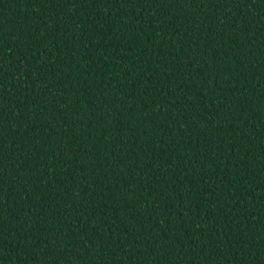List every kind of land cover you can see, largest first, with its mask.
<instances>
[{
	"label": "trees",
	"instance_id": "16d2710c",
	"mask_svg": "<svg viewBox=\"0 0 264 264\" xmlns=\"http://www.w3.org/2000/svg\"><path fill=\"white\" fill-rule=\"evenodd\" d=\"M0 264H264V0H0Z\"/></svg>",
	"mask_w": 264,
	"mask_h": 264
}]
</instances>
